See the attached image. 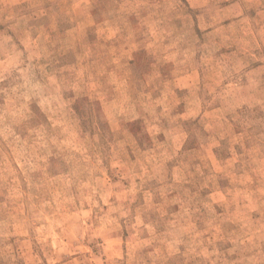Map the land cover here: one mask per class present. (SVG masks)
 Segmentation results:
<instances>
[{"label": "rangeland", "instance_id": "rangeland-1", "mask_svg": "<svg viewBox=\"0 0 264 264\" xmlns=\"http://www.w3.org/2000/svg\"><path fill=\"white\" fill-rule=\"evenodd\" d=\"M0 264H264V0H0Z\"/></svg>", "mask_w": 264, "mask_h": 264}]
</instances>
